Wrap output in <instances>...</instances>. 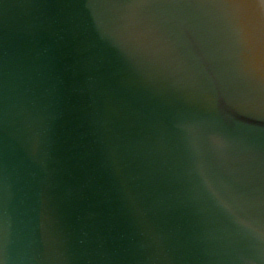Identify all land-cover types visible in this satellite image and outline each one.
Wrapping results in <instances>:
<instances>
[{
	"label": "water",
	"instance_id": "water-1",
	"mask_svg": "<svg viewBox=\"0 0 264 264\" xmlns=\"http://www.w3.org/2000/svg\"><path fill=\"white\" fill-rule=\"evenodd\" d=\"M245 10L0 0V264H264Z\"/></svg>",
	"mask_w": 264,
	"mask_h": 264
}]
</instances>
